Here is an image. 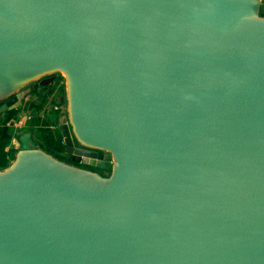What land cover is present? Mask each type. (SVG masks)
Listing matches in <instances>:
<instances>
[{
    "label": "water",
    "instance_id": "1",
    "mask_svg": "<svg viewBox=\"0 0 264 264\" xmlns=\"http://www.w3.org/2000/svg\"><path fill=\"white\" fill-rule=\"evenodd\" d=\"M262 3L0 0V112L59 74L80 161L0 167V264H264Z\"/></svg>",
    "mask_w": 264,
    "mask_h": 264
},
{
    "label": "trees",
    "instance_id": "2",
    "mask_svg": "<svg viewBox=\"0 0 264 264\" xmlns=\"http://www.w3.org/2000/svg\"><path fill=\"white\" fill-rule=\"evenodd\" d=\"M55 85L53 87H48L47 90L44 92H37V101L32 100L30 102V109H34L38 112V110L43 109L44 115L40 116L39 114H35L34 116V121L37 123L36 129L38 132L41 133V136L43 137L41 139V144L42 147H44L46 150L51 152L52 154L60 157V158H65L66 152L64 150L65 146L62 141V135L60 133V130L58 129L57 126H55V122H53L52 117L47 116L46 112L47 111H55L53 104L55 102H62L63 99L60 101L55 100L54 93H53V88L58 87L60 89L59 94L63 92V97H64V87H63V82H62V77L60 75H55V78L53 81H55ZM53 83V82H52ZM51 83V84H52ZM53 93V94H52ZM52 95V96H51ZM62 95L61 96L62 98ZM53 99L52 102L49 103L48 105V100L49 98ZM22 107L17 106L12 109H5L2 112L3 115H0V166H4L7 163V151H6V146L10 143L12 133H11V124L13 120L15 119L18 111H21ZM55 121V120H54Z\"/></svg>",
    "mask_w": 264,
    "mask_h": 264
},
{
    "label": "rangeland",
    "instance_id": "3",
    "mask_svg": "<svg viewBox=\"0 0 264 264\" xmlns=\"http://www.w3.org/2000/svg\"><path fill=\"white\" fill-rule=\"evenodd\" d=\"M56 75L58 76L59 74H56ZM55 82H56V80L53 81L52 84L47 85V86H40L38 83L32 82V83L26 85L22 89L21 103H20V105H18V106L22 107V110L18 111L16 118L19 119L20 116H18V115L21 113L28 114L29 118L24 124H22L21 127L13 125L10 129L11 133H12L13 140H16L20 146H25V147L42 146L41 139L43 137L41 136V133L38 132V130L36 129L38 124L35 123L34 116H35V114H39L40 116H42V115H44V112H43V109L38 110V112L34 109H30V102L32 100L37 101V99H38L37 98V92H44L45 90L48 89L49 86L53 87L55 85ZM59 92H60V89L57 86L53 88L55 100L60 101L61 99H63V103L62 102L58 103V105H60V111L51 110V111L46 112L47 116L52 117L53 122H56L58 114L65 110V107H64L65 98L62 95L63 92L61 94H59ZM59 95H62V98ZM49 99L50 100H48V102H47L48 105L50 102L53 101L52 97ZM3 113L4 112L1 111L0 115H3ZM103 153L105 156L104 158H110L109 154L107 152H103ZM108 172H109V170L105 169V174Z\"/></svg>",
    "mask_w": 264,
    "mask_h": 264
},
{
    "label": "built area",
    "instance_id": "4",
    "mask_svg": "<svg viewBox=\"0 0 264 264\" xmlns=\"http://www.w3.org/2000/svg\"><path fill=\"white\" fill-rule=\"evenodd\" d=\"M262 7H263V12H264V0H263V3H262ZM53 107H54L55 110L60 111V105H58V102H55L53 104ZM18 116H20V118L17 119L15 117V119L13 120L11 126H13V125L15 126L16 125V126L21 127L22 124H24L29 118L28 114H26V113H21ZM54 125L57 126V123L55 122Z\"/></svg>",
    "mask_w": 264,
    "mask_h": 264
},
{
    "label": "crops",
    "instance_id": "5",
    "mask_svg": "<svg viewBox=\"0 0 264 264\" xmlns=\"http://www.w3.org/2000/svg\"><path fill=\"white\" fill-rule=\"evenodd\" d=\"M18 147H21L19 145V143L16 141V140H13V138L11 137V140H10V143L6 146V151H7V155H6V158H7V163L11 160V158L13 157V152L16 148ZM6 163V164H7ZM5 164V165H6ZM2 167V166H0Z\"/></svg>",
    "mask_w": 264,
    "mask_h": 264
},
{
    "label": "flooded vegetation",
    "instance_id": "6",
    "mask_svg": "<svg viewBox=\"0 0 264 264\" xmlns=\"http://www.w3.org/2000/svg\"><path fill=\"white\" fill-rule=\"evenodd\" d=\"M54 78H55V76H54ZM40 86H42V85H40ZM98 153H99V155L101 156V157H105L104 156V153L102 152V151H98ZM63 159H65V160H68V161H71V162H74V163H78V164H80V161H75L74 160V155L73 154H71V153H66V156H65V158H63ZM108 159V158H107ZM102 173H105V169H107V170H109V168H99V167H97Z\"/></svg>",
    "mask_w": 264,
    "mask_h": 264
}]
</instances>
